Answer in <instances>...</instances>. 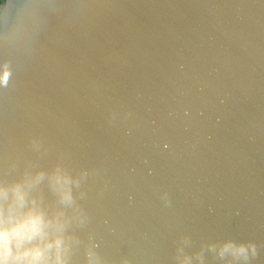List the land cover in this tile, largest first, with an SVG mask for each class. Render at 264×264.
I'll use <instances>...</instances> for the list:
<instances>
[{
  "label": "water",
  "instance_id": "water-1",
  "mask_svg": "<svg viewBox=\"0 0 264 264\" xmlns=\"http://www.w3.org/2000/svg\"><path fill=\"white\" fill-rule=\"evenodd\" d=\"M5 64L0 182L86 170L109 264H264V0H0Z\"/></svg>",
  "mask_w": 264,
  "mask_h": 264
},
{
  "label": "clouds",
  "instance_id": "clouds-1",
  "mask_svg": "<svg viewBox=\"0 0 264 264\" xmlns=\"http://www.w3.org/2000/svg\"><path fill=\"white\" fill-rule=\"evenodd\" d=\"M11 77L12 69L5 64L0 68V88H7ZM87 177L86 170L74 175L57 164L51 171H26L18 180L0 182V264H73L82 245L85 264H109L93 238L85 243L75 231L88 220L78 199L86 195L81 186ZM45 183L54 197L51 202L41 194ZM250 250L256 254L254 243L227 240L219 246L218 256L231 257L226 264H234L247 261ZM196 257L203 264V250ZM192 259L184 254L179 264H191ZM120 264L130 261L123 258Z\"/></svg>",
  "mask_w": 264,
  "mask_h": 264
}]
</instances>
